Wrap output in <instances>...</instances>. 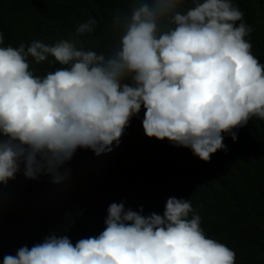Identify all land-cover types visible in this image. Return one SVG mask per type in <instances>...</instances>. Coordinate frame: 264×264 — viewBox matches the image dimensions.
Returning a JSON list of instances; mask_svg holds the SVG:
<instances>
[{"label": "clouds", "instance_id": "clouds-1", "mask_svg": "<svg viewBox=\"0 0 264 264\" xmlns=\"http://www.w3.org/2000/svg\"><path fill=\"white\" fill-rule=\"evenodd\" d=\"M243 16L233 0H132L114 18L120 36L109 54L63 39L14 48L0 32L6 202L28 193L31 204L44 195L38 182L26 179L68 180L71 169L64 166L77 149L99 162L120 145L142 108L146 137L190 149L206 163L227 151L224 134L235 142V129L253 117L264 120V64L245 39L253 29ZM96 23L75 21L71 37L94 32ZM28 57L37 64L52 57L61 67L38 76ZM26 182L36 190L23 189ZM150 206L143 212V206L134 211L113 202L100 226L80 227L73 242L49 233L4 255L3 264H236L232 249L205 235L188 199L169 197L162 214Z\"/></svg>", "mask_w": 264, "mask_h": 264}, {"label": "trees", "instance_id": "trees-1", "mask_svg": "<svg viewBox=\"0 0 264 264\" xmlns=\"http://www.w3.org/2000/svg\"><path fill=\"white\" fill-rule=\"evenodd\" d=\"M233 2L253 29L245 38L252 54L264 64V0ZM131 6L132 0H0V32L6 46L14 48L33 40L53 45L63 39L109 54L120 36L114 18ZM90 18L97 22L94 32L73 39L74 22ZM27 59L38 76L61 67L52 57L39 64ZM143 116L142 108L120 145L99 162L87 149H77L64 166L71 169L68 180L52 184L46 175L35 180L44 195L30 199L31 204L26 202L28 193L18 195V203L6 202L10 193L0 187V264L4 255H15L21 246L30 248L49 233L73 242L80 227L100 226L113 202H124L134 211L143 206V212L151 205L162 214L169 197L188 199L205 235L232 249L236 264H264V120L253 117L247 124L252 126L235 129V142L224 134L227 151L218 150L206 163L190 149L146 137ZM151 167L152 173L142 177L143 169Z\"/></svg>", "mask_w": 264, "mask_h": 264}, {"label": "rangeland", "instance_id": "rangeland-1", "mask_svg": "<svg viewBox=\"0 0 264 264\" xmlns=\"http://www.w3.org/2000/svg\"><path fill=\"white\" fill-rule=\"evenodd\" d=\"M250 126H252V125H245L244 127H241V129L244 130V129L250 127ZM150 173H152V167L149 168V169H143V171H142V177H145V176L149 175ZM26 180H28V181H35V180H29V179H26ZM29 185H30V182L24 183L23 189H26V190H36L35 187H30ZM55 199L58 200V197H55Z\"/></svg>", "mask_w": 264, "mask_h": 264}]
</instances>
